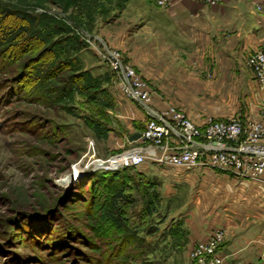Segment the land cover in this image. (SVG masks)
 Segmentation results:
<instances>
[{
	"label": "rangeland",
	"instance_id": "1",
	"mask_svg": "<svg viewBox=\"0 0 264 264\" xmlns=\"http://www.w3.org/2000/svg\"><path fill=\"white\" fill-rule=\"evenodd\" d=\"M154 2L157 7L169 5L168 0ZM21 3L0 0V264H191L183 205L193 202L198 192L190 193L185 180L179 183L184 186L179 195L167 198L160 189L161 202L146 209L143 205L155 193L138 182L140 201L123 219L127 231L143 241L131 244L133 236L121 238L101 222L97 202L105 195V185L114 186V180H99L94 160L137 144L132 135L143 131L144 113L122 93L99 52L105 47L119 52L148 83L153 104L174 105L197 123L244 116L248 100L246 95H235L239 86L233 69L216 56L201 64V50L190 47L188 40L178 37L175 49L167 46L168 30L163 33L166 42L161 43L167 54L156 56L158 63L153 64L157 37L151 29L132 35L131 43L139 44L133 56L141 62L133 65L121 31L130 21V16L120 17L126 2L118 15L81 24L85 29L64 20L83 48L65 71L48 74L56 68L50 41L63 36L46 37L43 28L42 34L20 31L24 21L17 16L18 9L38 15L39 24L42 15L63 20L71 9L48 2L40 7ZM45 47L48 51L41 52ZM173 49L187 58L172 57ZM191 51L196 53L192 56ZM145 52L151 55L142 56ZM76 66L81 71L72 68ZM67 75L70 78L64 81ZM99 85L107 87L108 104L93 90ZM147 166L146 173L158 180L160 188L170 176L184 172L154 163ZM174 228L180 230L181 246L170 242Z\"/></svg>",
	"mask_w": 264,
	"mask_h": 264
},
{
	"label": "crops",
	"instance_id": "2",
	"mask_svg": "<svg viewBox=\"0 0 264 264\" xmlns=\"http://www.w3.org/2000/svg\"><path fill=\"white\" fill-rule=\"evenodd\" d=\"M168 1V7H157L154 0L127 1L120 17L130 16V21H126L128 28L121 29L124 42L128 44V60L140 66L141 62L133 56L139 44L131 43L132 35L151 29L158 38L153 46L152 62L158 63L154 58L167 54L162 52L161 43L166 42L163 33L168 30L167 46L172 44L175 49L178 37L188 40L190 47L201 50V64L207 65V58L216 56L218 61L222 59L224 66L232 68L239 86L235 95L247 96L244 116L264 124V111L260 106L264 95L258 91L251 71L244 64L248 53L264 45V0H222L213 6L199 0ZM174 49V54L169 53V56L186 57V53H177ZM195 53L191 51L190 55ZM147 54L150 53L140 55L146 57ZM147 165L138 168L149 172ZM182 180L190 193L195 189L198 192L193 202L182 204L188 250L220 228L225 231V237L219 250L227 264H264V174L258 180H251L224 170L194 168L170 176L160 188L162 195L167 198L179 195L184 187L179 185Z\"/></svg>",
	"mask_w": 264,
	"mask_h": 264
},
{
	"label": "built area",
	"instance_id": "3",
	"mask_svg": "<svg viewBox=\"0 0 264 264\" xmlns=\"http://www.w3.org/2000/svg\"><path fill=\"white\" fill-rule=\"evenodd\" d=\"M216 5L222 0H199ZM165 0H158L164 4ZM99 56L115 75L122 93L136 102L144 113V128L137 144L107 159L94 160L97 171L157 164L177 170L211 168L228 171L243 179L258 180L264 174V124L238 114L227 119L197 123L174 105L155 107L148 83L123 59L107 47ZM257 89L264 95V45L246 55ZM261 108L264 111V98ZM223 229H214L189 252L191 264H227L220 252ZM240 264V263H237Z\"/></svg>",
	"mask_w": 264,
	"mask_h": 264
},
{
	"label": "trees",
	"instance_id": "4",
	"mask_svg": "<svg viewBox=\"0 0 264 264\" xmlns=\"http://www.w3.org/2000/svg\"><path fill=\"white\" fill-rule=\"evenodd\" d=\"M45 2L56 4L59 7H62L65 11L71 9V13H69V15H65L63 20L42 15L44 20L42 24H39L38 21L40 18L38 19V15L33 14L28 10L18 9L19 11L17 16L24 21V24L20 25L19 29L20 31H31L34 34H38L40 32L42 34L41 28H43V30L46 31L43 35L46 37H50L51 35L56 36L57 34L63 36L60 39L62 41H50L51 43L48 47L49 51L53 50L52 52L56 55V58H53V65H55L56 68L52 71L49 70L48 74H51L53 71H58L57 74H60L65 71L67 67L74 64V62L78 60L75 54L83 48V45H80L78 36L71 32V29L66 26V22L64 20L69 18L73 20L74 23L79 25V27L85 29L81 24H92L90 22L96 21L98 17H104L107 20L111 19L116 12L118 15L127 0H22L21 4L40 7L41 4ZM4 11L10 12V9L5 8ZM65 11L63 12L66 13ZM110 12H112V15H110ZM42 39L41 41H43ZM59 44L61 45L57 47ZM48 49L46 47L42 48L41 52L45 50L48 51ZM72 68L74 70L81 71L77 66ZM69 78L70 77L67 75L66 77H63V80L68 81ZM93 90L99 93L98 99L100 101H107L109 94L106 85H99L98 87H94ZM138 136L139 134H134L132 135V139H135ZM95 175L99 180L104 181V183H107L109 180H114V186L109 184L105 185V195L99 202H97L98 208L101 212V222L108 226L107 229L121 234V238H127L128 235L133 236L134 239L129 241L131 244L143 241L142 237H137V235L127 231L123 218L129 211H132L140 201V187L138 182L143 183L147 192L153 190L155 193L153 195L151 194V200L147 201L143 205L145 209L146 207L151 206L150 204L152 203L157 205L161 202V192L158 180L155 177L149 176L148 173L138 169L137 167H124L117 171H96ZM93 204L95 205L94 201ZM143 214L145 213L143 212ZM144 226V229L149 228L147 227L148 225ZM176 228H174V231L169 236V239L170 242L174 241L176 245L181 246L183 243L180 241V230Z\"/></svg>",
	"mask_w": 264,
	"mask_h": 264
}]
</instances>
